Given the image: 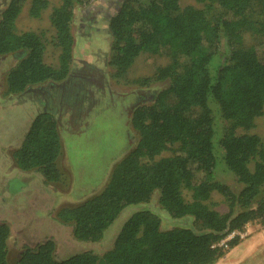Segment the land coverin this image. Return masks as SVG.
Listing matches in <instances>:
<instances>
[{
  "label": "trees",
  "instance_id": "trees-1",
  "mask_svg": "<svg viewBox=\"0 0 264 264\" xmlns=\"http://www.w3.org/2000/svg\"><path fill=\"white\" fill-rule=\"evenodd\" d=\"M93 1L59 0L52 9L56 68L44 62L40 35L15 31L25 0L5 3L0 57L21 55L6 73V96L68 77L73 10ZM195 1L202 8L181 7L179 0H125L109 19V65L124 73L140 54L163 56L170 64L138 85L169 84L153 95L151 104L132 110L135 147L114 165L104 188L62 207L56 218L72 227L75 241L96 244L123 210L147 204L156 193L169 220L189 219L200 230L164 231L157 215L137 210L121 222L101 256L86 251L56 260L55 244L47 240L22 251L16 264H214L223 254L216 247L220 241L249 223L264 224V145L248 134L264 109V0ZM47 6L48 0H32L29 15L37 18ZM245 33L254 35L257 46L243 44ZM221 39L227 48L223 58L218 57ZM180 56L188 63L179 65ZM217 118L225 124L222 129ZM61 151L56 121L39 114L13 159L19 170H35L46 183L57 184L62 181ZM166 152L172 155L157 159ZM219 167L235 178L238 192L215 180ZM213 193L222 197L226 213L212 208ZM8 235L7 225L0 224V264H7ZM237 242L236 237L228 245Z\"/></svg>",
  "mask_w": 264,
  "mask_h": 264
},
{
  "label": "rangeland",
  "instance_id": "rangeland-1",
  "mask_svg": "<svg viewBox=\"0 0 264 264\" xmlns=\"http://www.w3.org/2000/svg\"><path fill=\"white\" fill-rule=\"evenodd\" d=\"M7 1L0 0V8L3 9ZM31 1L25 0L15 21V31L40 35L45 43L44 62L56 68L59 50L54 45V29L49 23V15L58 6L59 0H48L47 8L37 18L29 15ZM123 1L95 0L87 5H78L73 10L70 73L76 76L73 83L77 85L74 90L79 97L89 98L81 102L83 110L77 121H74V111L69 104H58L56 95L61 83H55L58 86H47V83L32 86L20 95L6 96L5 76L17 59L14 56L0 57V224L7 225L9 229L7 264H16L22 251L47 240L55 244L56 260L86 251L101 256L110 249L121 222L137 210L157 215L160 229L164 231L178 227L196 232L200 230L189 219L169 220L159 208L156 193L147 204L123 210L96 244L75 241L72 227L59 223L56 218L62 207L77 205L104 188L114 165L132 151L137 141V134L130 124L131 106L135 102L151 104L153 95L169 84L163 81L146 87L138 85L140 80L150 78L157 69L170 64V60L163 56L140 54L124 73H118L109 65L111 36L108 21ZM179 1L181 7L202 8V4L195 0ZM242 40L245 46H257V39L251 33L243 34ZM218 53L220 58L227 55L223 39ZM178 63L187 64L188 59L180 56ZM80 75H89L93 82L86 85ZM80 84L86 85L84 90L78 88ZM89 90L91 94H88ZM91 97L96 100L95 107L91 113L82 116L85 102H91ZM39 114L50 115L56 121L62 146L57 162L62 181L57 184L46 183L35 170H19L13 159V153L20 147L31 120ZM70 114H73L72 119ZM216 122L219 129L225 127L218 118ZM248 134L257 136L264 145V109ZM171 155L166 152L157 159ZM215 180L234 192L240 189L235 178L223 168L217 169ZM188 197L184 192L185 200ZM210 204L220 213L227 212L222 197L216 193L212 194ZM236 237L237 244L229 246L228 243ZM216 247L223 254L214 264H264V224L249 223L242 232L228 235Z\"/></svg>",
  "mask_w": 264,
  "mask_h": 264
},
{
  "label": "flooded vegetation",
  "instance_id": "flooded-vegetation-1",
  "mask_svg": "<svg viewBox=\"0 0 264 264\" xmlns=\"http://www.w3.org/2000/svg\"><path fill=\"white\" fill-rule=\"evenodd\" d=\"M2 10V7L0 8V12ZM17 60L18 58L21 56V55H13ZM81 79H83L87 85V83H92L93 81L90 79L89 75H80L79 76ZM76 78V76L72 75L71 73H69L68 77L63 81V82H60L61 84L59 85L58 87V93L56 95V98L58 99V104L61 106V105H65V104H69L73 111H74V121H77L78 118H80L79 116L81 115L82 113V108L81 107V102L84 101V99H87L88 97L85 96L86 98H84L83 96H80L78 95V93H76V91L74 90V87H76L77 85H75L73 83V79ZM83 85V84H80L78 86L79 89H83L84 90V87L86 85ZM47 86L49 85H55V86H58V84H55V83H52V82H48L46 84ZM88 94H91V91L89 90L88 91ZM89 99V98H88ZM91 102L89 103H86L85 102V108H84V113L82 114V116L84 114H88V113H91L92 112V109L95 107L94 105L96 104V100H94L92 97H91ZM141 101V100H139ZM137 106H141L139 102H135L131 108H130V111H129V115H131V112L133 109H135ZM53 107V106H52ZM50 108V107H49ZM72 115L73 114H70V118L72 119ZM60 119V117H59ZM77 125V124H76Z\"/></svg>",
  "mask_w": 264,
  "mask_h": 264
}]
</instances>
